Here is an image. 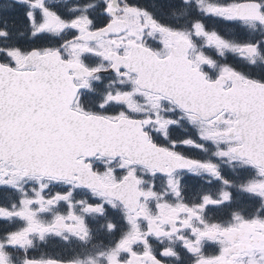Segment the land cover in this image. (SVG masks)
<instances>
[{
	"label": "snow or ice",
	"instance_id": "snow-or-ice-1",
	"mask_svg": "<svg viewBox=\"0 0 264 264\" xmlns=\"http://www.w3.org/2000/svg\"><path fill=\"white\" fill-rule=\"evenodd\" d=\"M0 264H264V0H0Z\"/></svg>",
	"mask_w": 264,
	"mask_h": 264
}]
</instances>
